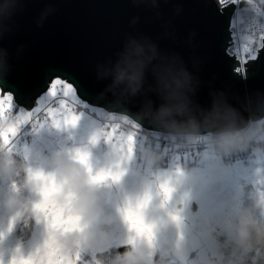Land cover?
Masks as SVG:
<instances>
[{
    "label": "rangeland",
    "instance_id": "rangeland-1",
    "mask_svg": "<svg viewBox=\"0 0 264 264\" xmlns=\"http://www.w3.org/2000/svg\"><path fill=\"white\" fill-rule=\"evenodd\" d=\"M36 102L27 111L12 99H0L2 138L6 148L23 155L27 162L25 177L36 192L35 196L25 190L36 218L25 251L37 245L51 250L44 251L34 264H97V254L122 246H129L137 259L147 263L157 254L184 264H238L236 251L221 253L217 241L222 231L220 223L225 216L240 212L238 202L244 186L264 167V150L254 148L244 155L243 149H237L236 155L229 156L221 153L223 136L189 135L180 140L149 134L129 120L82 102L76 92L56 96L54 89H48ZM45 111L51 120L38 116ZM73 117L77 118L75 123H71ZM34 119L38 122L29 126ZM263 124L259 121L256 126L248 125L255 144L263 141ZM149 137L155 148L162 150L163 161L166 159L162 168L153 166ZM254 143L236 146L249 148ZM62 150H68L69 158L83 166L97 186L121 183L106 189L113 196L103 204L107 214L100 225L104 238L96 245L84 238L87 228L76 209L77 193L43 166L44 160ZM2 163L6 165L5 159ZM142 175L146 194L124 200L125 193L135 190ZM7 181L0 180V192L8 189ZM44 199L54 204L55 212L52 227L42 231L39 218L46 217ZM12 215L0 205V264H8L16 249L12 232L16 218ZM44 233L49 237L45 238ZM72 233L78 237L75 248L66 251L59 237Z\"/></svg>",
    "mask_w": 264,
    "mask_h": 264
},
{
    "label": "water",
    "instance_id": "water-1",
    "mask_svg": "<svg viewBox=\"0 0 264 264\" xmlns=\"http://www.w3.org/2000/svg\"><path fill=\"white\" fill-rule=\"evenodd\" d=\"M159 2L153 10L132 0H24L0 39V47L9 51L0 81L31 88L24 95L14 93L13 100L28 111L48 90L41 80L44 69H70L80 81L75 92L82 102L161 135L221 136L264 122V50L240 73L231 70L237 61L223 54L235 4L221 10L217 0ZM48 6L53 13L38 24ZM129 34L149 36L162 50L179 54L193 74L189 90L158 92L145 85L136 96L101 95L107 82L97 79L96 66L114 57Z\"/></svg>",
    "mask_w": 264,
    "mask_h": 264
},
{
    "label": "clouds",
    "instance_id": "clouds-1",
    "mask_svg": "<svg viewBox=\"0 0 264 264\" xmlns=\"http://www.w3.org/2000/svg\"><path fill=\"white\" fill-rule=\"evenodd\" d=\"M227 3L232 0H226ZM242 4L239 12L238 31L245 41H256L264 36V0H237ZM137 7L142 4L158 10L159 0H132ZM217 4L219 6L218 0ZM24 0H4L0 4V39L8 32L7 23L13 18V14L24 8ZM51 6L46 7L40 14L38 24L53 13ZM181 11L176 7V12ZM157 16L160 13L157 11ZM138 17H134L132 24H135ZM166 27V25H165ZM171 35L170 33H165ZM192 35H195L193 33ZM9 51L0 47V76L7 70V59ZM98 80L106 81L101 95L110 94L112 99L121 96H136L148 85L149 90L158 92L186 91L189 90L193 74L189 71L183 58L173 52L162 50L158 43L146 35L129 34L123 46L109 57L105 62L96 66ZM13 170L10 171L0 160V180L10 181L6 191L0 192V205L3 210L11 211L12 218H19L30 213V199L23 197L25 190H32L28 179L22 175L26 167V161L20 153H14ZM49 172L55 173L56 179L77 193L76 209L79 212L82 223L87 231L85 239L91 245H96L104 238V231L100 227L101 222L107 218L103 204L106 199H111L113 194L106 191L107 188L115 186L94 184L87 172L78 162L69 158L68 150L53 153L43 161ZM145 182L142 175L135 190L125 193L124 200H133L136 197L145 195ZM11 218V219H12ZM223 231L230 233L232 244L246 251H255L261 257V264H264V207L257 209L254 213L241 211L236 214H229L220 223ZM3 234L0 233V239ZM77 234H65L59 237V242L66 251L75 248ZM33 249L25 251L21 247L13 250L8 264H34L32 259ZM123 254L114 257L110 264H126L121 258Z\"/></svg>",
    "mask_w": 264,
    "mask_h": 264
},
{
    "label": "trees",
    "instance_id": "trees-1",
    "mask_svg": "<svg viewBox=\"0 0 264 264\" xmlns=\"http://www.w3.org/2000/svg\"><path fill=\"white\" fill-rule=\"evenodd\" d=\"M13 101V100H12ZM84 105H80V107H83ZM85 108V107H83ZM102 111V110H101ZM104 112V111H102ZM107 114L106 112H104ZM118 118H124L125 117L117 115ZM48 120H51V118L48 116ZM255 124L254 126H256ZM3 128V125H0V160L5 159V164L8 167L10 171L13 170V165L14 161L12 159L14 153H18L16 150L6 148V145L4 143V140L1 135V129ZM166 137H171V136H166ZM175 138H178L180 140H183L182 136H175ZM149 141V140H148ZM151 142V141H149ZM148 142V143H149ZM147 143V144H148ZM152 143V142H151ZM240 143H243L241 141H235L232 139H228L224 142L221 149V153H225V155L229 156H234L236 155L237 149H243V154H249L251 153L254 148H260L261 150H264V138L263 141L259 143H254L255 145H252L249 148H238ZM154 143L150 144L149 143V148L150 150L153 151V166L155 168H162L165 166L166 159L163 161L162 158V150L161 149H156L155 146L153 145ZM162 147V146H161ZM224 147V148H223ZM243 147V146H242ZM163 148V147H162ZM223 151V152H222ZM223 153V154H224ZM24 159V158H23ZM25 160V159H24ZM26 161V160H25ZM27 167V163H26ZM25 167V169H26ZM26 171L22 173L23 176H25ZM10 181H7V188L9 187ZM239 207H240V212L244 211L249 214L254 213L257 211V209L264 207V167L258 171L257 175L254 176L253 180L250 181L246 186H244V190L241 194V197L239 199ZM31 210V209H30ZM238 212V213H240ZM23 217V221L18 224V228L15 229L14 236L16 239L21 238V232H24L25 239H27L32 232V226H33V215L32 211L30 213H26ZM21 217V220H22ZM23 223V225H22ZM222 230V229H221ZM230 233H227L225 231H221L217 237L218 244L220 245L221 248V253L229 255L231 251H236L239 254L240 261L238 264H261V257L259 253L255 251H246L243 249H238L236 248L230 238ZM118 254H123L121 257L126 264H184L181 261L178 260H171L167 259L164 257H161L157 254L153 255L151 258V262H143L139 259H137L131 251V248L129 246H122L118 248H112L109 251L101 252L96 255V263L97 264H110V261L116 257ZM77 264H89L88 262L85 261H80ZM202 264V263H199ZM216 264H227L225 261L218 262Z\"/></svg>",
    "mask_w": 264,
    "mask_h": 264
},
{
    "label": "snow or ice",
    "instance_id": "snow-or-ice-1",
    "mask_svg": "<svg viewBox=\"0 0 264 264\" xmlns=\"http://www.w3.org/2000/svg\"><path fill=\"white\" fill-rule=\"evenodd\" d=\"M218 3L222 5L221 10L231 6L233 4L238 5L237 0H232V2L227 3L226 7H223L225 0H218ZM230 38L226 41L223 54L228 58L229 61L235 60L236 63H231V70L235 73H240L246 67L249 58H257L261 50H264V36L259 38L258 43L256 41H245L242 45V51L239 44L233 43V38H235V29L230 26L229 28ZM42 82L47 85L48 89H54L56 96L59 93L64 95H69L75 93V88L80 81L76 78L75 74L67 68L61 66H49L44 69L42 76ZM9 89L7 92L4 89ZM31 88L23 83H17L14 81L4 80L0 81V99H12L15 101V95H24ZM48 97H46L47 99ZM76 117H73L71 123H75Z\"/></svg>",
    "mask_w": 264,
    "mask_h": 264
},
{
    "label": "flooded vegetation",
    "instance_id": "flooded-vegetation-1",
    "mask_svg": "<svg viewBox=\"0 0 264 264\" xmlns=\"http://www.w3.org/2000/svg\"><path fill=\"white\" fill-rule=\"evenodd\" d=\"M25 193H23V197L25 198ZM47 199H44V205H47L46 206V217L45 219L43 217H40L39 218V228L44 231L46 228H51L52 227V220H53V213L55 212V206L54 204L50 203V204H47ZM30 207V206H29ZM32 215H33V226H32V232H31V235L25 239V235H24V232H21V238L19 239H16L15 236L13 237V244H14V247L16 246L17 247H21L23 248L24 250L28 248V244L31 240V238L33 237V234H34V227L36 226V223H35V216L33 214V211H32ZM23 221V217H22V220H21V217L19 218H16L13 222V226H12V232L14 234L15 232V229H17L18 227V224H20L21 222ZM23 225V223H22ZM17 227V228H16ZM15 235V234H14ZM39 236L38 235V239H39ZM44 237L45 238H48L49 237V234L48 233H44ZM33 251H34V255L32 257L33 261H36L40 256L43 255L44 251L46 253H51V250L48 248V247H40L39 245L33 247Z\"/></svg>",
    "mask_w": 264,
    "mask_h": 264
},
{
    "label": "built area",
    "instance_id": "built-area-1",
    "mask_svg": "<svg viewBox=\"0 0 264 264\" xmlns=\"http://www.w3.org/2000/svg\"><path fill=\"white\" fill-rule=\"evenodd\" d=\"M239 4L236 5L235 4V11L234 14L232 16L231 19V24L230 26L233 27L235 29V33L236 36L235 38H233V42L234 44H239L241 51H242V45L244 43V39L241 36V34L238 31L237 25H238V19H239ZM224 6H227V2L225 0V3L223 4ZM255 58H249V60H254ZM244 70H242L241 72H243ZM249 130H250V126H248L246 129L240 131L239 133L235 134L234 136L230 137V139L235 140V141H241L243 142L245 145H249V144H253L255 142L254 138L249 134ZM260 135V133L258 134V136ZM224 142V141H223ZM221 143V142H220Z\"/></svg>",
    "mask_w": 264,
    "mask_h": 264
},
{
    "label": "bare ground",
    "instance_id": "bare-ground-1",
    "mask_svg": "<svg viewBox=\"0 0 264 264\" xmlns=\"http://www.w3.org/2000/svg\"><path fill=\"white\" fill-rule=\"evenodd\" d=\"M104 112H105V111H104ZM106 113H107V112H106ZM107 114H109V113H107ZM38 116H43V117L45 116V118L48 119V116H49V115H48V114L46 113V111H45V112H43V113L40 112V113L38 114ZM37 122H38V119H34V120H32L31 123H29V126H32L33 123H37ZM208 135H211V134H208ZM169 136H171V135H169ZM171 137H173V136H171ZM173 138H174V137H173ZM166 141H167V140H166ZM166 141H165V142H166Z\"/></svg>",
    "mask_w": 264,
    "mask_h": 264
}]
</instances>
